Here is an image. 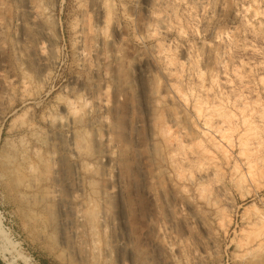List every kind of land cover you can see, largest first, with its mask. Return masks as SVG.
Masks as SVG:
<instances>
[{
  "label": "rangeland",
  "instance_id": "obj_1",
  "mask_svg": "<svg viewBox=\"0 0 264 264\" xmlns=\"http://www.w3.org/2000/svg\"><path fill=\"white\" fill-rule=\"evenodd\" d=\"M0 161V264H264V0H0Z\"/></svg>",
  "mask_w": 264,
  "mask_h": 264
},
{
  "label": "bare ground",
  "instance_id": "obj_2",
  "mask_svg": "<svg viewBox=\"0 0 264 264\" xmlns=\"http://www.w3.org/2000/svg\"><path fill=\"white\" fill-rule=\"evenodd\" d=\"M242 135H243V134H242ZM248 136H249V135H248ZM250 145H251V144H250ZM243 146H244V145H243ZM246 151H247V150H246ZM245 154H246V153H245ZM247 154H248V152H247ZM247 154H246V155H247ZM9 155H10V154H9ZM10 156L13 157V155H10ZM15 156H17V155H15ZM15 156H14V158H15ZM248 157H249V156H248ZM8 158H9V157H8ZM8 158H7V159H8ZM11 159H12V158H10V159H8V160H11ZM3 160H6V159L3 158ZM8 160H6V161H8ZM12 160H13V159H12ZM15 160H16V159H15ZM15 160H14V161H15ZM248 160H249V159H248ZM251 161H252V160H251ZM0 162H1V161H0ZM2 162H3V161H2ZM11 162H12V161H11ZM4 163H5V162H4ZM4 163H3V164H4ZM6 163H9V161L6 162ZM247 163H248V161H247ZM251 163H252V162H251ZM12 164H13V163H12ZM16 164H19V163H16ZM16 164H15V165H16ZM5 165H6V164H5ZM5 165H3V167H4ZM249 165H250V164H249ZM3 167H0V168H3ZM8 167H9V166H8ZM14 167H15V166H14ZM248 167H249V166H248ZM250 167H251V165H250ZM250 167H249V168H250ZM252 167H253V166H252ZM260 167H261V166H260ZM6 168H7V167H6ZM8 169H9V168H8ZM17 169H18V168H17ZM17 169H16V170H17ZM2 170H3V169H2ZM16 170H15V171H16ZM11 171H12V170H11ZM17 171H18V170H17ZM17 171H16V172H17ZM247 171H248V170H247ZM10 173H11V172H10ZM10 173H9V174H10ZM249 173H251V172H249ZM249 173H248V174H249ZM18 174H19V173H18ZM11 176H12V175H11ZM12 177H14V176H12ZM11 180H13V179H11ZM14 181H15V180H14ZM12 182H13V181H12ZM15 184H16V183H15ZM13 186H14V185H13ZM0 240H1V239H0Z\"/></svg>",
  "mask_w": 264,
  "mask_h": 264
}]
</instances>
